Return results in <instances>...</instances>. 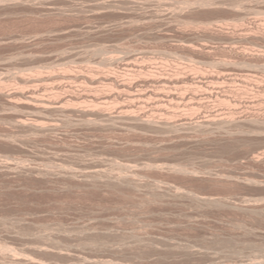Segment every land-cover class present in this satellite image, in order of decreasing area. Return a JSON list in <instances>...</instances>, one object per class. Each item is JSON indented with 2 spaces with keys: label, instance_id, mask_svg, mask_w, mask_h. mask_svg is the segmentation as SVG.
<instances>
[{
  "label": "rangeland",
  "instance_id": "obj_1",
  "mask_svg": "<svg viewBox=\"0 0 264 264\" xmlns=\"http://www.w3.org/2000/svg\"><path fill=\"white\" fill-rule=\"evenodd\" d=\"M0 94V264H264V0H0Z\"/></svg>",
  "mask_w": 264,
  "mask_h": 264
},
{
  "label": "bare ground",
  "instance_id": "obj_2",
  "mask_svg": "<svg viewBox=\"0 0 264 264\" xmlns=\"http://www.w3.org/2000/svg\"><path fill=\"white\" fill-rule=\"evenodd\" d=\"M129 2V1H128ZM205 2H207V1H204V3ZM124 3V2H123ZM122 3V4H123ZM125 4V3H124ZM132 24V23H131ZM111 59H109L108 60V62L110 61ZM112 62V61H111ZM142 71V70H141ZM213 75H215V74H213ZM210 76V77H208V78H210L211 80H218L219 79V76ZM221 75V74H220ZM227 75V74H226ZM106 76V75H105ZM111 76V75H110ZM155 78V77H154ZM108 79V78H107ZM157 79V78H156ZM209 79V80H210ZM162 82V81H161ZM165 82V81H164ZM169 83V82H168ZM163 84V83H162ZM161 85V84H160ZM202 85V84H201ZM127 87V86H126ZM58 88V87H57ZM129 88V87H128ZM38 92V91H37ZM54 92V91H53ZM3 93V92H2ZM150 93V92H149ZM17 94V93H16ZM153 95L152 96H154L155 98H158L159 96L156 94V93H152ZM1 95V94H0ZM15 94H12L11 93V95H9L11 98H12V96H14ZM18 95H21V96H23L27 101H25V102H27V104H30V105H32V107H34V109H36V110H39V111H41V112H51V111H57V112H60V113H66L67 112V110H66V108H65V106L63 105V103L65 102V100H59V101H56V102H54V101H51V100H49V99H45L44 97L42 98L41 96L39 97V96H37L36 95V92H35V90L34 91H29V92H27V93H24V92H21V93H19V94H17V96ZM151 95V94H150ZM9 97V98H10ZM142 97V96H141ZM11 98H10V100H11ZM85 98V97H84ZM94 98V97H93ZM153 98V97H152ZM154 98V99H155ZM161 98V97H160ZM172 98V97H171ZM67 99V98H66ZM161 100H162V98H161ZM24 101V100H23ZM24 102V103H25ZM10 105H12V106H14L13 104H10ZM74 112H76L77 114H79L82 118H86V117H89V116H92L93 118H102V117H104V114L100 111V110H90V109H75L74 110ZM121 118H122V116H121ZM258 119V118H257ZM257 119H251V121H253V122H257L258 120ZM229 122H231V121H229V120H226V119H223V120H220L218 123L219 124H226V123H229ZM262 122V121H261ZM260 122V123H261ZM211 123H213V122H211ZM17 124H18V127H20V128H22L23 130L24 129H27V130H31V131H35V132H43L44 130H46V128H45V126H43V125H40V124H35V123H26V122H24V121H22V120H18L17 121ZM142 124L144 125V126H147V127H152L153 126V124L150 122V121H144V122H142ZM141 124V125H142ZM206 124V123H205ZM234 124V123H233ZM164 127L165 128H170L171 126H172V124H170L169 122H164ZM229 125V124H228ZM230 125H232V124H230ZM252 125V124H251ZM48 128V127H47ZM166 130V129H165ZM117 165V164H116ZM64 167V166H63ZM118 167H119V165H118ZM132 166H125L124 168H127V169H132L131 168ZM11 168V167H10ZM134 168V167H133ZM62 170V169H61ZM68 171V170H67ZM88 170H86V173L84 174V176L85 177H99V176H101L103 173V171H101V167L100 166H94V167H91V170H89L88 172H87ZM134 173V172H133ZM124 175H126V174H124ZM126 177V176H125ZM125 177H123V176H116V177H114L118 182H127L128 180H127V178H125ZM113 178V177H112ZM133 179V178H132ZM112 181V180H111ZM132 181V180H131ZM109 182V181H108ZM114 182V181H113ZM133 183V182H132ZM103 184V183H102ZM118 186V185H117ZM130 186V185H129ZM137 187H139V186H137ZM154 187V186H153ZM156 187V186H155ZM135 188V187H134ZM150 190H151V188H150ZM137 191V190H136ZM167 191V190H166ZM180 194V192L178 191L177 192V194ZM157 194V193H156ZM185 195H186V193H185ZM185 197V196H184ZM193 198V197H192ZM198 198V197H197ZM197 198H196V200H197ZM201 198V197H200ZM200 198H198V199H200ZM194 199V198H193ZM201 200V202H203V203H205V204H211V203H216V200H213V199H210V198H207V197H203V198H201L200 199ZM199 201V200H198ZM195 203V202H194ZM218 203H219V201H218ZM225 205V204H224ZM255 205V204H254ZM207 206V205H206ZM235 207V206H234ZM244 207V206H243ZM236 208V207H235ZM263 209V208H262ZM255 210V209H254ZM246 211H248V210H246ZM4 248H6V247H4ZM6 250H7V248H6ZM5 251V250H4Z\"/></svg>",
  "mask_w": 264,
  "mask_h": 264
}]
</instances>
